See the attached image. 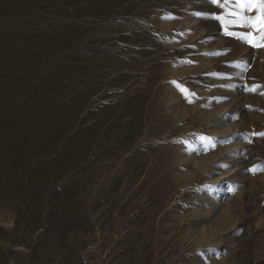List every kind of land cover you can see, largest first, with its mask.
Instances as JSON below:
<instances>
[{
    "label": "rangeland",
    "instance_id": "obj_1",
    "mask_svg": "<svg viewBox=\"0 0 264 264\" xmlns=\"http://www.w3.org/2000/svg\"><path fill=\"white\" fill-rule=\"evenodd\" d=\"M240 11L0 0V264H264V46Z\"/></svg>",
    "mask_w": 264,
    "mask_h": 264
},
{
    "label": "snow or ice",
    "instance_id": "obj_2",
    "mask_svg": "<svg viewBox=\"0 0 264 264\" xmlns=\"http://www.w3.org/2000/svg\"><path fill=\"white\" fill-rule=\"evenodd\" d=\"M211 3L214 5L224 4L226 6H231L234 7L235 9L241 10L238 13H232L234 15H237L239 17L238 19H229L227 23L228 24L242 23L246 26H250L251 28L256 29L257 34L255 36L253 35L252 31H249L246 34H241L240 38L243 39L245 42L252 44L254 47L264 46V0H211ZM248 10H256L259 12V15H256L252 19H249L246 15H244V11H248ZM197 15H202V14L197 13ZM215 19L221 20L223 19V17L216 16ZM226 34L228 36L238 35L237 33L228 32V31H226ZM215 54H219V53H214V55ZM260 87H264V86L256 85L247 90L256 92L257 88ZM180 90L189 98V101L191 102V95L194 94L190 95L188 90L183 87H181ZM255 135L264 136V133H258ZM199 139L202 141L205 139L211 141L212 138L200 137ZM183 143L188 144L187 141H183ZM250 171L252 172L264 171V165L254 166L252 169H250Z\"/></svg>",
    "mask_w": 264,
    "mask_h": 264
}]
</instances>
